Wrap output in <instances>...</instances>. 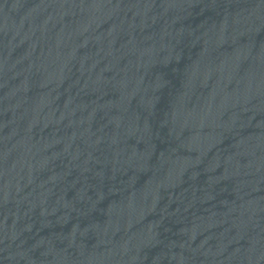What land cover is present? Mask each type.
I'll use <instances>...</instances> for the list:
<instances>
[{
	"label": "water",
	"instance_id": "1",
	"mask_svg": "<svg viewBox=\"0 0 264 264\" xmlns=\"http://www.w3.org/2000/svg\"><path fill=\"white\" fill-rule=\"evenodd\" d=\"M0 264H264V0H0Z\"/></svg>",
	"mask_w": 264,
	"mask_h": 264
}]
</instances>
